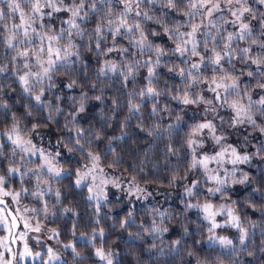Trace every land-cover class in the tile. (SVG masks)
Here are the masks:
<instances>
[{
    "label": "trees",
    "instance_id": "trees-1",
    "mask_svg": "<svg viewBox=\"0 0 264 264\" xmlns=\"http://www.w3.org/2000/svg\"><path fill=\"white\" fill-rule=\"evenodd\" d=\"M70 2L72 3L73 0ZM76 2L78 3L79 0ZM90 3L91 0H87L85 11L89 10ZM248 6L256 13L253 35L258 40H264L260 26L262 18L260 13H264V5L258 4L256 0H248ZM97 7L103 11L99 14L90 12L86 19L77 20L85 33L84 36L71 37L76 45L74 51L79 52V60L72 57V63L53 75L54 87L49 88V82L45 81V95L42 101L50 104L52 109L59 107L61 109L59 113L47 110L43 103L37 105L33 97L39 89L32 95L24 93L17 75L14 74L17 69H19L18 74L24 72L23 61L17 58L13 62L12 57L16 53L7 49L6 46H0V66H7L8 69L0 74V105L7 104L6 108L0 106V131L7 130L18 122L17 127L24 135L37 131L48 132L57 149L62 153L59 165L68 171L63 178L51 180V188L46 189L48 194L45 197L48 199V204H52L50 208L55 206L58 212L53 225L58 230L61 243L70 242L74 235L89 237L97 233L103 250L112 251L113 264H264V151H259L264 149V133L260 131V127L264 126V115L258 112L253 116L257 126L251 125L254 128L252 130H256L254 132L257 137L253 141L254 151L250 152L252 164L246 171L249 183L245 187L237 186L225 190L224 195L227 196L225 200L228 205L235 209L242 225L247 221L256 223V227L258 226L260 230L252 233L243 245L232 243L231 250L228 252L220 250L215 245L207 244L210 234L208 223L199 211L194 209L185 211V205L180 202L167 207L165 212H160L152 205L128 208L123 206L121 201L113 198L106 203L93 206L86 198V189L76 188L73 185L76 171L82 164H88L85 159L88 149L86 148L83 154L67 151L64 145L70 135L73 137V143L75 142V130H70V126L66 128L65 124L66 118L70 120L71 114L76 113L79 97L83 93H87L85 110L77 115L76 125L84 130L86 136L92 141V150L101 157L100 166L106 167L112 173L127 176L139 185L157 189H171L176 184L189 180L191 176H196L197 180L200 179L199 169L189 170L191 154L187 147V139L196 124L206 121L203 116L204 104L183 105L172 98L177 90L182 93L185 89V81L177 74L180 68L187 70L192 62L198 61L199 57L194 59L192 57L188 65H185L184 60L188 57L171 53L170 50L175 47V43L164 32L165 25L174 29L177 23L186 25L190 18L183 14V8L177 12L162 8L160 5L147 3L142 5V11H147L149 15L163 21V23L144 21L143 27L153 45H160L168 53L161 58L162 63L156 69L155 80L157 90L165 94L143 101L136 95L132 102H140L141 108L139 112L130 113L129 93L138 94L142 88L146 87L147 68H139L135 76L127 81L119 75V71L125 70L122 67L125 62H131L134 59L154 60L155 56L150 53L141 55L139 49L132 47L128 38L124 36L117 38L116 51L98 56L95 40L90 41L89 36L95 37L96 25L101 23L102 17L108 15L107 0L104 3L97 0ZM110 7L113 18L123 9V5L117 0H111ZM0 11L7 14V5L0 4ZM54 14L56 13L50 17L45 16L44 20L38 21L33 26L39 31V25L43 23L50 26L54 32H59L62 28L58 26ZM219 17L224 19L220 20ZM198 20H201V17H196L192 22L196 23ZM226 20L227 17L224 14L215 17V23L220 26L219 34H216V29L212 26L203 27L200 30L197 41L200 45L198 50L201 53L211 54L205 53V41L209 48L213 43H218L220 45L218 50H222L224 41L221 37L226 38L229 32H233L227 26ZM2 23L11 26L13 23H20V18L14 14L12 19H6ZM180 30L190 31L191 29L183 27ZM2 31L3 28L0 27V32ZM153 32L156 35H153ZM212 35H216L215 41L211 39ZM106 36L107 38L101 41L105 49L112 47L113 44L111 34L107 33ZM66 41L67 36L60 42L61 45H65ZM34 42L39 43L35 38ZM232 46L237 53L240 48L249 46L253 50L251 55L255 56L264 52V49L259 48L258 45H250V41L233 40ZM121 47L129 49L123 56L119 52ZM105 60L120 64L118 72L100 75L99 69L104 65ZM174 66L178 67H175L173 72H169L168 68ZM224 66L227 71L240 77L242 97H244L243 90L251 91L252 96L264 95V89L257 87V80H264V77L247 75L248 71L255 72V65L241 60L237 54L231 66L227 61L224 62ZM212 67L210 64L206 68L202 67L203 82L189 91L208 98L205 87L215 74ZM73 80L77 83L69 89L67 85ZM96 96H100L101 99L96 100L94 98ZM157 99L158 113L154 115L152 106ZM197 111L200 116L195 113ZM50 116L51 119H49ZM226 118H228L227 114ZM33 124H38L40 127L32 131ZM97 134L100 139H96ZM58 141L64 143L58 144ZM4 144L1 140L0 156L2 151L7 149ZM169 148L174 149L175 152L169 151ZM114 159L118 160L119 164L109 166ZM6 164L1 158L2 168H5ZM28 183L31 188L34 187L31 180H28ZM19 185L18 181L11 184L15 187ZM57 192L60 193L59 202H57ZM195 193L194 199L208 200L204 189H201L199 193L196 190ZM65 208L71 211L65 212ZM129 212L132 213L131 216ZM122 222H126L124 227H121ZM154 223L161 229L166 228L167 231L152 233L150 229ZM101 230H103L102 238L99 235ZM93 240L95 244L80 241L73 243L77 252L85 255L79 259L70 258L74 264H87L96 260L93 256V248L99 244L98 239ZM176 240L181 241L180 244H174ZM26 264H42V261Z\"/></svg>",
    "mask_w": 264,
    "mask_h": 264
},
{
    "label": "snow or ice",
    "instance_id": "snow-or-ice-1",
    "mask_svg": "<svg viewBox=\"0 0 264 264\" xmlns=\"http://www.w3.org/2000/svg\"><path fill=\"white\" fill-rule=\"evenodd\" d=\"M105 0H100V3H104ZM224 5L231 12L232 17L231 21H225L231 23L233 26H238V31L229 32L227 37H221L224 41L222 50H218L220 45L218 43H213L212 47L209 48L207 41L204 43L205 53H211L210 55H205L201 53L199 49V43L197 41V35L200 32L201 28L208 27L211 25L216 29V34L220 33V26L215 23L211 17L215 13L223 11L221 6V0H120V3L123 5V9L119 12L118 16L113 18L112 10L110 7L111 0H107L109 5V12L106 17L101 18V23H98L94 29L95 37L89 36V40H95L96 54L105 55L116 51V43L118 37H127L131 46L139 49L140 54L144 55L146 53L154 54V60H145L141 61L139 59H134L131 62H125L122 67L124 71H119V75L127 81L129 78H133L137 73L139 68H147L146 81L147 85L145 88H142L138 94L129 93V112L135 113L139 112L141 108V103H133L136 95H138L143 101L144 99H153L158 98L165 93L157 90L155 86V80L157 78L156 69L161 66L162 57L168 53L160 45H153L149 40L148 36L145 34V29L143 27L144 21H153L156 23H163L157 17L149 15L147 11H142V5L145 3L149 5H160L162 8H167L170 11H181L183 8V14L190 19L186 25L177 23L174 29L164 26V32L169 36L175 43V47L171 49L173 55H179L180 57H188L184 60V64L188 65L189 60L192 57H199L198 61L191 63L190 67L185 70V68H180L177 73L183 81H185V89L181 93L177 90L176 94L172 96L173 99L178 101L183 105H193V104H204V105H213L212 107H205V112L215 113L217 108L214 106V101L212 99L206 98L203 95H199L189 91V89L198 86L203 82L202 79V66L205 68L208 64L212 65V71L215 73L208 83V91L214 94L215 101L219 102L220 107L227 105L230 107L235 115L231 120V125L236 126L239 124L248 123L257 126L256 121L253 119L254 113L258 112L261 115H264V95H261L258 100H253L250 92H245L244 96L248 99V104L244 105L239 102L238 99L229 100V97H241L240 92V77L230 73L226 70L224 62L231 66L232 60L236 58L238 54L240 59L243 61L250 62V64L256 66L255 72L248 71L247 75L253 77L259 75L264 77V52H261L258 55H251L253 51L251 46L240 48L239 52L233 48L232 41H250V45H258L259 48L264 49V40H258L253 35V26L250 22H246V14L251 13L252 18H256V13L248 6V0H223ZM260 5H264V0H256ZM87 0H79L77 3L76 0H73L71 4H65L64 0H0V4H6L8 8V13L0 11V27L3 28V31L0 32V46H6L7 49L12 50L16 53L12 57V61L15 62L17 58H20L23 61V69L26 71L23 74H18L19 69H17L16 74L17 79L24 91L28 95H32L39 89V92L34 95V100L37 105L44 104V107L49 111H54L59 113L61 109L56 107L55 109L51 108L50 104L44 103L42 97L45 95L44 84L45 81L49 82V88L54 87L53 75L65 68V66L72 63V57H76L77 61L79 60V52L74 51L76 45L73 43L71 37L73 35L77 37H83L84 31L81 28V25L77 23V20H84L89 16V13L99 14L103 9L97 7V0H91L90 5H88V11H85ZM25 6L29 11H25ZM50 11H45V10ZM59 12H68L70 17L64 21L69 27L66 29H61L59 32H54L50 26H47L43 23L39 25V31L33 26L38 21L44 20L45 16H51L53 13ZM14 14H18L20 18V23H13L11 26L7 25L4 22L6 19H12ZM134 14V15H133ZM163 15V13H162ZM201 17V23H193L196 17ZM262 17L260 19L261 26V35L264 36V13H260ZM142 17V19H140ZM208 19V24H203V20ZM218 19L223 20V17ZM183 27H190V31H181ZM111 34V39L113 41L112 47L105 49L101 41H104L107 36L106 34ZM156 35L155 32L152 33ZM206 36L207 33H204ZM67 36V41L65 45H61V41ZM35 40H38L39 43H35ZM211 39L216 40V35H212ZM21 46H24L23 48ZM129 51L128 48L121 47L119 52L123 56L124 53ZM32 60H35V63H31ZM15 67V65H14ZM120 64L113 62L112 60H105L104 65L99 69L100 75H107L108 73H117ZM175 67H169L168 71L173 72ZM7 66H0V74H3L7 71ZM76 81L73 80L67 85L71 89L76 85ZM257 87L264 89V80H257ZM171 94V93H169ZM96 100H100V96L94 97ZM242 98V97H241ZM59 99V97H57ZM87 99V93L81 94L79 97V107L76 109L75 114H71V119L66 118L65 127L70 126V130L74 129L75 142L73 143V137L70 135L67 138V143L65 147L69 153H81L87 148V155L85 159L91 164V167L85 165V169H80L76 172L77 179L75 184L77 187H80L87 178L91 175L93 183L88 187L89 200L96 199L97 202L101 198H105L103 191V185L108 184L110 181L105 179V173L102 168H99L101 157L99 154H96L92 150V141L86 136L84 130L80 129L76 125V117L79 113H82L85 110V101ZM158 99L152 106V113L155 115L158 113L157 103ZM2 107H7V104L0 105ZM51 119V116L49 117ZM179 120V117H177ZM18 122L13 124V127L3 133H0V137L6 136L7 140L11 142L14 146L13 155L16 154L18 149L24 156L36 157L38 160V168L34 173L37 176L38 183L36 188L31 191L33 198H42L44 195V190L40 188V183H47L44 181L43 174L46 170L47 174L51 177L58 178L62 175V169L59 165L58 157L62 153L57 150L55 153L49 152L46 149L38 148L31 139H25L22 133V130L17 127ZM40 125L33 124L32 131H36ZM123 127V125H122ZM171 127V126H170ZM204 130H208L211 134V139L215 145L219 146V151L215 155H203L198 158L197 150L202 149L204 146L203 140H198L194 137H197ZM260 131L264 133V126L260 127ZM96 139H100L99 134H97ZM226 138L224 135L217 134V127L211 121L198 123L192 128L191 135L187 139V147L191 154V164L190 169L202 168L204 170L207 180L212 182L215 186L209 187L207 189L210 195H216L217 193L224 195L225 189L227 188L229 182L232 184H244L248 181V175L246 173L242 174L241 178L236 179V165L248 163L250 161V156L248 154H241L238 152V149L231 144H225L223 141ZM64 143L63 141H58V144ZM169 151L175 152L174 149L169 148ZM259 151H264L260 149ZM226 156L228 157L227 163L232 164V172L225 173L224 177H221L216 169H210L208 167L210 162H216L218 165H223L225 162ZM23 158V157H22ZM119 164V161L114 159L109 166H114ZM22 165L15 161H10L7 168V172L4 175H0V197H11L13 202H18L21 196V192H10L6 190L7 188V178L13 175H20L21 177L27 175V172L21 171ZM100 179V183L97 184L96 180ZM175 180L176 177L174 176ZM114 186L115 181H111ZM132 187H136L132 185ZM198 187V182H194L191 187H186L185 195L188 197L194 196L193 189ZM27 192V189L23 190ZM131 192V188L129 189ZM137 192H144L143 189L136 187ZM57 202H59L60 193H56ZM235 203V202H233ZM0 204H4V200L0 199ZM190 209H196L199 212L203 213V219L208 222L210 225L208 231L213 232L214 230L220 227H223L218 221L217 217L225 214L227 216L226 224L230 225L237 229L239 232V242L241 245L245 243L247 238V231L244 226L240 223L239 216L235 213V209L231 206L226 207L225 205H220L218 208H215L214 205L210 202H205L201 204H193L191 202L185 203V211ZM26 211L37 212L38 210L26 209ZM47 213V208L44 209ZM65 212L71 211V209H64ZM132 213L129 212V216ZM163 215V214H161ZM126 222H122L121 227L125 226ZM0 225H3L6 229L10 230L11 228L16 227V220L13 218L11 224L4 219L3 216H0ZM25 226L30 227L25 220ZM36 232L40 231V225L37 224L34 229ZM152 233H158L161 231H167L166 228L161 229V227L153 225L150 229ZM53 236L58 235L55 230L52 232ZM95 235V233H94ZM100 237H103V230L99 233ZM51 238V237H50ZM212 240H216L217 237L215 234L210 237ZM91 242V239L89 240ZM181 241L176 240L174 244H180ZM218 242L222 246H230L233 241L227 239L223 236L218 238ZM6 246V245H5ZM65 247L70 248L72 252L79 257L80 254L77 252L76 248L71 244L66 245ZM191 254V253H190ZM95 255L101 260L105 261L106 264H113L112 253L108 252L105 254L103 248H97ZM16 256L19 257V260H24L26 257H31L34 260H41L42 264H51L52 261H57L60 259L59 255L54 252L51 248L48 249V260L43 261L41 254L39 252L33 253L27 244L24 246V251L13 256V259H7L2 253H0V264H13V260L16 259Z\"/></svg>",
    "mask_w": 264,
    "mask_h": 264
},
{
    "label": "rangeland",
    "instance_id": "rangeland-1",
    "mask_svg": "<svg viewBox=\"0 0 264 264\" xmlns=\"http://www.w3.org/2000/svg\"><path fill=\"white\" fill-rule=\"evenodd\" d=\"M117 1L120 2V0ZM64 2L65 4L67 3L71 4L70 0H64ZM221 6L223 11L215 13L214 16L211 17L210 19H212L215 22L216 16L224 14L227 17L226 21L233 20L234 17H232L231 12L224 5L223 0H221ZM25 10L28 11V8L26 6H25ZM54 16L56 17V21L58 23V26H60V28L69 27L66 23H64V21H66L70 17V13L59 12L54 14ZM246 22H250V24L253 27L255 26L256 22L255 19L252 18L251 13L246 14ZM196 23H201V20H198V22ZM226 23L229 29H231L233 32L238 31V26H233L229 22ZM203 24H208V19H204ZM210 26L211 25H209L208 28H210ZM197 36L200 37L199 34ZM237 41L240 42V40ZM194 58L196 57H193V59ZM31 63H35V60H32ZM22 70L26 71V69H22ZM240 87L242 86L240 85ZM205 88L208 89V85ZM207 89H206V91L208 92L207 96L209 99H212L214 101V106L217 108V111L215 113L203 111V116L205 117L206 121L211 120L217 127V134L219 135L222 133L224 135L226 139L223 141V143L231 144L232 146L236 147L238 149V152H240L241 154H248L250 156V152L254 151L253 141L255 137H257L254 132L256 130H252L254 129L253 126H251V124L248 123L232 126L231 120L234 118L235 115L234 111L227 105L220 107L219 102L215 101L214 94L209 92ZM244 93L245 90H243V94ZM250 94L252 96L251 91ZM260 96L261 95L256 94L255 96H252V99L258 100ZM241 97H229V100L231 101L232 99H238L240 103L247 105L248 104L247 97L246 96L242 98ZM212 106L213 105H207V106L204 105V108L212 107ZM195 113L200 116V113L198 111ZM226 114L228 118H226ZM11 128L3 131L1 130L0 133L6 132ZM24 138L31 139L32 142L35 145H37L38 148L46 149L49 152L55 153L58 150L55 142L52 140L49 133L46 131L45 132L37 131L32 134H25ZM194 138L198 140H203L204 143L203 148L197 150L198 158L202 157L205 154L215 155V153L219 151V146L215 145V143L211 139V134L208 132V130H204L202 133H200L199 136ZM1 140H3V142L5 143L4 145L7 147V149L6 151H2L0 159L3 158L4 162L7 164L5 168H2V166L0 165V175L6 174L10 161H15L17 163H20L22 165L21 171L22 172L26 171L27 175L23 177H21L20 175H13L7 178L6 190L10 192L22 193L18 202H13L10 196L0 197V199L4 200V204H0V216H3L4 219H6L9 222V224H11L13 218H15L16 220V227L11 228L10 230L6 229L3 225H0V253H2L7 259H13V256L24 251V246L25 244H27L29 249L33 253L39 252L41 254L43 261L48 260V249L51 248L60 257L59 260L52 261L51 264H74L70 260V258L79 259L85 255L80 254V256L77 257L70 248H67L65 246L71 244L74 247L73 243L75 241L86 242L88 244H95V241L93 239L96 238L98 239L97 243L99 244L98 246H94L93 248V256L95 257L96 260L94 262L87 264H106L105 261H101L95 255L96 249L101 247L100 246L101 241L99 240V236H97L98 235L97 233L89 237L83 235H74L72 240L66 243H61L58 235L56 236L52 235L53 230H55V232L58 234L57 228L55 227V225H53V222L58 212L55 209V206H52V208H50L52 204L51 203L48 204V199L45 198L46 195L48 194L46 189L51 188L50 187L52 182L51 180H57L63 178L66 174H68V171L61 168L62 175L58 178H54L49 176L45 170L43 174V179L44 181H47V183H43V182L40 183V188L44 190V195L42 198L39 199L33 198L31 195V191L36 188V185L38 183L37 176L34 174L38 168L37 158L32 156H24L18 149L16 150V154L13 155L14 146L11 144V142L7 140L6 136L0 137V143ZM57 159L59 161L60 157H58ZM227 159L228 157L226 156L223 165H218L216 162H210L208 167L210 169H216L217 173L221 177H224L225 173L230 174L234 167L232 164L227 163ZM251 164L252 162L250 161L248 163L236 165L235 168L237 169V171L235 178L236 179L241 178L242 174L246 173V171H248V169L251 167ZM85 165L86 164H82L80 169L86 170ZM87 166L91 167V164L88 162ZM99 168H102L104 170V173L106 174L104 178L110 181L108 184L102 186L105 194V198H101L99 202H97L96 199L89 200L88 198L89 195H91L88 191V187L93 183L91 175L87 178V180L84 183H82L80 187H77L75 184V180L77 179L76 173L73 178V185L76 188L83 187L86 189L87 191L86 198L89 202L92 203L93 206L106 203L110 198H113L116 201H121L123 206L128 208H133L135 206L152 205L160 212H165L167 210V207L176 205L178 202H180L182 205H185L186 202H191L193 204H201V205L205 202H210L214 205L215 208H218L220 205H225L226 207L231 206L228 205L227 200H225L227 196L221 195L219 193H217L216 195H210L208 193L207 189L209 187H214L215 185L207 180L204 170L199 167L197 168L200 170L199 180H197L196 176H191L189 180L182 182L181 184H176L171 189H157L152 186L139 185L130 178H128L127 176L118 175L117 173H112L106 167L104 168L100 166V164H99ZM28 180H31L33 182L34 187L31 188V186H29V183L27 184ZM15 181H18L20 185L16 187L11 186V184L15 183ZM111 181H115L116 186H114ZM194 182H198V187L193 189L194 196L188 197L185 195L186 187H191ZM96 183L97 184L100 183L99 178L96 180ZM248 183H249L248 181L244 184H232L231 182H229L225 190L237 186L245 187L248 185ZM132 185H135L136 187L143 189L144 192H137L136 187H132ZM130 188H131V192L129 191ZM24 189H27L28 191L24 192L23 191ZM201 189L205 190L208 200L199 201L196 198L194 199L196 194L195 191L197 190V192L199 193ZM45 207L47 208V213H45L44 211ZM33 208L37 209L38 211L37 212L26 211V209L30 210ZM201 215L203 218V213H201ZM227 219L228 218L226 216V213L217 217V221L221 225H223V227L215 229L214 233L210 232L209 238L207 240V244L215 245L224 252L230 251L231 247L222 246L218 242V238L220 236L232 240L233 243L236 242L239 243V245H241L239 242V235H240L239 232L237 231L236 228L226 224ZM25 220L27 221V224L30 227L25 226ZM37 224L40 225L39 232L30 230V229H34ZM255 224L256 223H250L247 221L243 225L248 233L247 238H249L250 235H252V233L259 232L260 228L258 226L256 227ZM208 226L210 227L209 224ZM213 234L216 235L217 237L216 240L210 239V237L213 236ZM90 239L91 242H89ZM103 251L105 252V254H107L108 252L112 253V251L110 250L108 251L103 250ZM113 257L114 255L112 254V259ZM39 261L41 260H34L31 257H26L24 260H19V257L16 256V259L13 260V264L36 263Z\"/></svg>",
    "mask_w": 264,
    "mask_h": 264
},
{
    "label": "clouds",
    "instance_id": "clouds-1",
    "mask_svg": "<svg viewBox=\"0 0 264 264\" xmlns=\"http://www.w3.org/2000/svg\"><path fill=\"white\" fill-rule=\"evenodd\" d=\"M254 11V10H253ZM249 255H251V253H249Z\"/></svg>",
    "mask_w": 264,
    "mask_h": 264
}]
</instances>
